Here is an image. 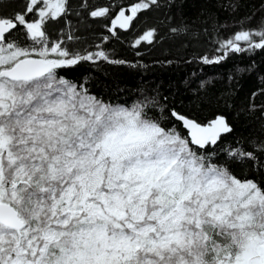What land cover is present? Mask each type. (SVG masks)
I'll return each instance as SVG.
<instances>
[{
  "label": "snow or ice",
  "instance_id": "obj_1",
  "mask_svg": "<svg viewBox=\"0 0 264 264\" xmlns=\"http://www.w3.org/2000/svg\"><path fill=\"white\" fill-rule=\"evenodd\" d=\"M175 4L0 0V264H264V184L237 174L264 172V130L217 155L234 131L223 115L168 110L182 133L147 102H105L60 75L126 64L111 38L138 48L189 31ZM71 17L102 18L108 35L84 41ZM217 43L201 63L264 51V17Z\"/></svg>",
  "mask_w": 264,
  "mask_h": 264
},
{
  "label": "trees",
  "instance_id": "obj_2",
  "mask_svg": "<svg viewBox=\"0 0 264 264\" xmlns=\"http://www.w3.org/2000/svg\"><path fill=\"white\" fill-rule=\"evenodd\" d=\"M88 2L93 6H109L127 0ZM223 2L176 0L171 9L172 23L187 21L189 31L175 39L165 36L152 45L144 42L138 48L131 46L132 37L111 38L103 42V47L126 64L81 62L71 69L60 70V75L84 83L91 94L105 102L127 101V106L147 102L151 105L150 115L169 126L175 124L182 133L185 130L179 123L169 120L168 110L175 108L202 123L223 115L234 131L226 134L224 144L216 149L217 155L222 156L223 148L233 140L264 130V51L233 54L212 65L198 59L201 54H213V49L219 46L217 42L229 35L238 21L264 17V0H232L235 11H225L221 7ZM71 21L82 40L89 43L100 44V38L108 35L102 18L77 23V18L71 17ZM237 174L264 184V172L259 169L245 167L242 173L237 169Z\"/></svg>",
  "mask_w": 264,
  "mask_h": 264
}]
</instances>
